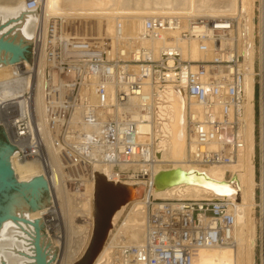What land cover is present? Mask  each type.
Listing matches in <instances>:
<instances>
[{"label":"built area","instance_id":"2783aa9c","mask_svg":"<svg viewBox=\"0 0 264 264\" xmlns=\"http://www.w3.org/2000/svg\"><path fill=\"white\" fill-rule=\"evenodd\" d=\"M27 8L42 13L43 0H28ZM65 23L52 18L47 32L43 24L38 25L28 67H17L0 84V129L8 135L18 159H36L45 166L50 160L35 95L43 66L48 128L57 136L66 168L71 163L87 179L94 180L95 165H108L125 183H144L151 192L157 140L142 143L137 131V124L148 122L155 112L157 93H148L147 83L160 90L170 87L173 94L179 88L185 94L189 164L210 168L238 162L246 146L247 71L237 49L235 19L200 18L189 21L184 29L180 17L146 18L144 38L169 40V34L179 32L180 39L196 41L201 53L214 56L200 61L185 59L175 45L163 47L158 60L151 59L148 50L133 46V59H127V47L111 53L104 46L69 36ZM92 84L97 103L82 94V87ZM4 89L12 91L5 99L1 97ZM192 101L200 106L199 112L191 110ZM74 114L79 117L76 128L72 127ZM83 181L78 177L73 181L77 192ZM235 212V204L225 199L156 200L150 196L144 241L120 244L117 263L193 264L199 249L234 241Z\"/></svg>","mask_w":264,"mask_h":264},{"label":"bare ground","instance_id":"6f19581e","mask_svg":"<svg viewBox=\"0 0 264 264\" xmlns=\"http://www.w3.org/2000/svg\"><path fill=\"white\" fill-rule=\"evenodd\" d=\"M17 1L19 2V0ZM255 1H260L262 9L261 29L263 44L261 48V67L264 81V0H43L42 13L39 14L37 25H35L37 17L34 14L39 11L36 9L29 10L27 8L28 0L27 2L26 0H22V3H18L16 7L10 5L8 7L0 8V21L7 18H15L23 12L29 14L28 18L22 17L20 21L21 23L19 22L18 36L20 37V41L17 45L10 41H4V39L0 40V43L10 46V49L0 48V84L6 83L17 67L22 66L23 64L28 67L27 60H24L20 65L17 61L22 60L24 57V52L26 50V47H24L25 43L33 41L35 26L36 34L37 26L40 24H43V27L47 32L49 20L57 17L71 21H101V24H105L104 29L106 35L110 36V38H114L115 41L112 42L111 53H115L114 51L117 50V48L113 47L114 45L118 46L119 50L127 47L130 53L127 55V59H133L132 53L135 49H133V46L148 50L150 58L158 60L163 47L167 45H175L182 51L183 57L190 61L212 60L214 59V56L201 53L196 41H184L180 39L179 32L169 34L168 36L171 38L169 40L144 38V23L146 18L155 16L180 17L183 20L184 29L187 28L189 21L200 18L235 19L239 24L241 34L240 37H238L237 34V49L244 57V66L247 71V114L244 129L246 146L238 162L227 166L202 168L188 163L186 112L189 102L185 94L179 88L176 89L175 94H173L170 87L160 90L147 83L146 91L148 93H157L155 112L152 116L147 118L148 122L144 121L137 124V131L142 143L146 144L154 139L157 140L156 152L158 160L154 166V174L157 175L158 173L167 170L181 169L185 172L195 171L196 173L203 174L212 182L208 186L179 184L161 191L153 190L152 187L151 192H147L144 183H125L118 176V171H115L108 165L94 166V180H91L90 178L87 179L84 175L79 174V171L72 167L69 162L68 168H66L65 163L63 162L64 158L61 154V149L57 145V136L52 135V132L47 125V106L45 91L43 89L45 84L44 68L41 66L39 69L40 86L39 90L36 88L37 91H35V95L38 96L37 104L41 122L39 128L42 134L45 135L50 160L48 165L45 166L44 163L36 161V159H18L16 152L14 153L12 147L4 148L1 152L2 158L0 160V167L7 169L9 174L4 179L0 180V192L5 185H13L10 181L14 178H17V183L19 184L20 189H18L16 194L7 199V205L4 209L6 212L5 215H7L8 218L5 221L0 222V264H29L27 259H25L26 256L23 259L19 258L17 256L18 254H15V251H18L19 249L24 250V253H29L31 251L32 253L35 252V257L33 256L34 254L30 253L34 257L33 260L35 261V264L55 263L57 258L55 257L49 261V257L47 256L48 253H45L47 252L46 250L50 249V244L47 245L48 247H44L45 237L42 233L43 223L46 222L47 218L51 223V231L56 238L57 229L64 223L67 234V241L64 247L65 253L68 255L70 254L69 256L73 260H70V258L69 260L73 261L72 264H75L80 260L90 243L93 231V193L95 192L96 172L105 175L107 179L116 183L121 182L124 184L137 185V187L142 190L143 195L139 200L130 203L117 212L113 219V227L109 233L105 247L94 264H118L117 249L120 244L138 245L144 241L145 226L147 223V199L150 196L154 199L157 198L156 200L225 199L231 201L236 206L234 241L225 246L199 249L193 264H254V210L256 206L254 201L256 188L254 139V86L256 82V49L254 44L256 36L254 25ZM232 34L234 36V32ZM235 39L236 37H233L232 42ZM181 41L182 43L188 42L191 44L189 46L184 44L180 46ZM193 43H196L197 46ZM201 54H203L204 57L201 56ZM135 58H137V54H135ZM12 65H14V67L11 69ZM55 75L56 74H54V76ZM95 82L97 81H94V83ZM56 83H59V81H55V84L53 85L55 86ZM82 91V94L90 98L91 103H97V98L94 93V84H92V86H83ZM11 94L12 91L10 89H4L1 97L5 99L11 96ZM110 96H114L113 88H111ZM191 110L199 112L200 106L192 101ZM75 114L72 118V123L74 124L72 126L73 128H76V125L79 122V117ZM133 116L134 118L138 117L137 113ZM262 135L264 152V124ZM163 164L171 166V169H162L161 166ZM228 172H230L232 176L230 179H227ZM76 177L84 180L83 182L86 187V194H84L85 199L79 202L77 201V205L81 207L83 212H85L89 218L92 217L91 233L89 231H81V229V232L78 231L79 229L75 232L72 227V219L74 217L72 213L70 214L69 207L71 206L70 201H73L72 198H75L76 194L72 195L66 191V178L74 181ZM48 189L52 193L50 203L54 205H51L50 208H48L44 202L41 203V196L44 190ZM245 192L247 193V202H245ZM77 193L79 194L82 192L79 191ZM54 199L55 202L53 204ZM130 207L131 211L129 212L128 217L126 216L124 222L122 221L123 225L121 224L120 227L117 228L118 220L124 214L125 210ZM8 220L11 221L9 222ZM16 226L17 228L19 226L27 235L23 233V236H21L20 233L15 230ZM87 232H89V235ZM18 235L21 236L20 239L16 237ZM28 236L31 238V242L28 240ZM32 244L34 249H31ZM244 244L246 247H244ZM81 245L82 248L80 249ZM223 248H225L224 251L221 250ZM20 257H23L22 254Z\"/></svg>","mask_w":264,"mask_h":264},{"label":"rangeland","instance_id":"374dc122","mask_svg":"<svg viewBox=\"0 0 264 264\" xmlns=\"http://www.w3.org/2000/svg\"><path fill=\"white\" fill-rule=\"evenodd\" d=\"M27 2V0H26ZM26 2H25V6H26ZM18 3H22V0H19V2L17 0H0V8H4V7H8V6H14L16 7L18 5ZM242 6V4H241ZM254 25H255V49H256V59H255V72H256V86H258L259 89V95H258V100H255V108H256V102H258V106H259V118H258V130H259V134L258 137L256 138V132H254V139H255V148H258L259 153H258V167L255 168V180H256V188H255V210H254V225H255V249H254V254H253V262L254 264H264V257H263V249H264V226H263V222H264V215H263V193H264V152H263V135H262V131H263V122H264V118H263V111H264V85H263V73H262V67H261V61H262V57H261V48H262V44H263V39H262V29H261V20H262V9H261V5H260V1H255L254 3ZM27 9V8H26ZM26 11V10H25ZM39 14L40 12H35V16L36 18V23L35 25H37L38 20H39ZM28 18L29 14H26V12H23L21 15L15 17V18H7V19H3L0 21V40L4 39V41H10L12 43H14L15 45H17V43H19L20 41V37L18 36V26L20 25V21L21 18ZM20 19V20H19ZM19 20V21H18ZM66 23L64 25V31L69 35V36H73L75 38H79L82 39L84 38V40H89L91 42H94L95 44L104 46L108 49L112 48V42L114 41V38H110V36L106 35L105 32V24H101V21H97V20H65ZM20 22V23H19ZM80 23V24H79ZM18 24V25H17ZM143 27V24H142ZM116 30V29H115ZM236 33L238 34V37L241 36L240 34V27L239 24H236ZM143 32V29H142ZM35 36H36V26H35V30H34V39L31 42H26L25 46L26 50L24 52V60H29L30 59V52H31V48H32V44L34 43L35 40ZM180 46H182V44L189 46L191 43L188 42H180ZM116 44V43H115ZM195 46H197L196 43ZM150 46V44H149ZM114 48L118 49V46L114 45ZM116 50V49H115ZM201 56L204 57L203 54H201ZM194 61V60H193ZM16 65V64H15ZM14 67V65L11 66ZM10 69V71H11ZM256 86H254V91L256 89ZM255 94V92H254ZM255 96V95H254ZM256 121V119H255ZM255 131H256V123H255ZM13 145L10 142V139L8 137V135L0 129V160L2 158L1 156V152L4 148H9L12 147ZM256 151V150H255ZM16 152V150L14 149V153ZM256 167V165H255ZM162 169L166 170V169H171V166L167 165V164H163L161 166ZM256 172L258 173L256 175ZM231 173H228L227 175V179H230ZM11 183H13V186H8L5 185L2 189V191L0 192V216L6 214L5 212V207H6V203H7V199L12 197V195L16 194L18 189H20L19 184L17 183V178L11 179L10 181ZM66 183H67V188L66 191L72 195L76 194L75 198H72L73 201L71 202V206L73 207H69L70 210V214H73V221H72V227L75 230V232L77 231V229H79L78 231H89L91 233V220L92 217H88L85 212H83V210L81 209V207H79V205H77V203L83 199H85L84 194H86V187L85 185L82 187L81 192L82 193H77L76 190V186L74 184L73 181H71L69 178H66ZM49 190V189H48ZM44 190L42 196H41V203L44 202V204L50 208L52 203H50V199L52 198V193L50 192V190ZM94 194V193H93ZM245 202H247V193L245 192ZM241 195V193H240ZM79 196V197H78ZM83 196V198H82ZM155 196V195H153ZM74 197V196H73ZM56 198V196H55ZM79 199V200H78ZM157 199V198H156ZM78 201V202H77ZM55 202V199L53 200V204ZM74 202V204H73ZM76 203V205H75ZM54 206V205H52ZM75 206V207H74ZM77 206V207H76ZM131 211V207L128 208L127 210H125L124 214L120 217V219L117 222V228L120 227V225H123L124 220L126 219L125 217H128L129 212ZM86 215V216H85ZM9 222L11 220H8ZM6 221V222H8ZM123 221V222H122ZM43 227H42V233L45 237V246L49 245L50 249L53 250L55 252V250L57 251L56 253H58V251H60L61 253H63V249L65 247L66 244V229L64 227V223L63 225H61L57 230L56 236L57 238L53 235V232L51 231V223L49 222H44L43 223ZM56 229V228H55ZM18 233H20L21 236H23V233L26 234V232H24L23 230H21V228L18 226H16L15 229ZM23 231V232H22ZM80 231V232H81ZM56 232V231H55ZM89 232H87V234L89 235ZM50 235H49V234ZM18 235L16 236L17 238H21V236ZM27 235V234H26ZM26 238V236H25ZM56 238V241H55ZM28 240H30L31 242V238L28 236ZM60 245V246H58ZM48 247V246H47ZM46 247V249H47ZM244 247H246V245L244 244ZM34 249L33 244L31 249ZM73 248V247H71ZM75 248V247H74ZM82 248V245L80 246V249ZM49 249V248H48ZM49 249V250H50ZM78 249V248H77ZM225 248L221 249L222 251H224ZM227 249V248H226ZM210 251V250H209ZM24 250L19 249L18 251H15V254L19 257V258H26L27 261L29 262V264H33L34 260H32V255L29 253H24ZM34 252V250H33ZM208 252V250H207ZM22 254L23 257H20ZM24 254V255H23ZM29 254V256H28ZM35 254V253H32ZM20 255V256H19ZM60 255V254H59ZM70 255V254H69ZM31 256V257H30ZM28 257V258H27ZM31 259V260H30ZM31 262H30V261Z\"/></svg>","mask_w":264,"mask_h":264},{"label":"water","instance_id":"95a60500","mask_svg":"<svg viewBox=\"0 0 264 264\" xmlns=\"http://www.w3.org/2000/svg\"><path fill=\"white\" fill-rule=\"evenodd\" d=\"M0 48L10 49V46L0 43ZM23 59L24 57L17 62L20 63ZM12 148L15 149L14 146ZM8 174L7 169L0 167V180ZM211 183L203 174L195 171L185 172L181 169H173L162 171L156 175L153 190L161 191L179 184L208 186ZM8 186L13 185L8 184ZM142 195V190L137 185L116 183L101 173H95L92 236L84 255L75 264H94L96 262L108 240L117 212L130 203L139 200ZM7 218L8 216L5 214L0 216V222Z\"/></svg>","mask_w":264,"mask_h":264},{"label":"crops","instance_id":"0c3cea01","mask_svg":"<svg viewBox=\"0 0 264 264\" xmlns=\"http://www.w3.org/2000/svg\"><path fill=\"white\" fill-rule=\"evenodd\" d=\"M255 119H256V114H255ZM255 123H256V121H255ZM255 150H256V148H255ZM255 163H256V151H255ZM46 251L47 252H45V253L46 254L48 253L47 256L49 257L48 258L49 261H51L55 257L57 258L56 259L57 261L55 263H53V264H72V262H73V261H70L72 258L68 254L65 253L64 249H63V253H61L60 251H58V253H56L57 252L56 250H55V252L53 250L52 251L51 250L50 251L46 250ZM63 254H64V256H63ZM33 256L35 257V254ZM33 256H32V260L34 258ZM69 258H70V260H69ZM33 264H35V261H34Z\"/></svg>","mask_w":264,"mask_h":264},{"label":"trees","instance_id":"16d2710c","mask_svg":"<svg viewBox=\"0 0 264 264\" xmlns=\"http://www.w3.org/2000/svg\"><path fill=\"white\" fill-rule=\"evenodd\" d=\"M258 95H259V89H258V86H256V89H255V100H258ZM255 114H256V138L258 137V134H259V130H258V118H259V106H258V102H256V108H255ZM258 153H259V150L258 148H256V168L258 167ZM258 173L256 172V175Z\"/></svg>","mask_w":264,"mask_h":264}]
</instances>
